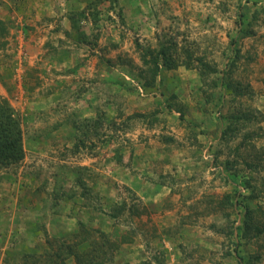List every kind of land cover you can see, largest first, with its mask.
<instances>
[{
  "label": "rangeland",
  "instance_id": "374dc122",
  "mask_svg": "<svg viewBox=\"0 0 264 264\" xmlns=\"http://www.w3.org/2000/svg\"><path fill=\"white\" fill-rule=\"evenodd\" d=\"M0 44V264H264V0H0Z\"/></svg>",
  "mask_w": 264,
  "mask_h": 264
},
{
  "label": "trees",
  "instance_id": "16d2710c",
  "mask_svg": "<svg viewBox=\"0 0 264 264\" xmlns=\"http://www.w3.org/2000/svg\"><path fill=\"white\" fill-rule=\"evenodd\" d=\"M118 1V0H116ZM83 16V14H82ZM97 17L96 15V21ZM235 42V41H234ZM0 47H3L0 44ZM175 54H177V49L175 50ZM175 54L172 53V50L165 44H161V47L158 50H145L143 52V62L149 66V75L150 82L149 86H153L157 79L159 78V74L163 66L170 69H177L180 64L177 61ZM239 54V51L236 52ZM189 59H191V55H188ZM200 62H203L200 60ZM190 64V63H186ZM144 115H133L129 117L130 119L135 117H143ZM182 116V115H181ZM25 159V149H24V135L23 128L20 117L17 115L14 108L11 106L8 100L0 97V171L9 169L10 167L20 165ZM227 201H230L228 198ZM256 208H252L250 204L245 207V216H244V226L245 231L249 229L257 230L258 232L263 233L264 227H259L256 225L254 221V213ZM85 242V240H83ZM82 242V241H81ZM80 242V244H81ZM79 242H76V245ZM84 244V243H82ZM81 244V245H82ZM75 245V246H76ZM68 246V245H67ZM66 246V247H67ZM69 251H72L71 247H68ZM69 254H72L69 252ZM77 259L78 264H86L85 259H82L78 253L73 254ZM87 256V255H86ZM88 256H92L91 259H88L87 264H92L94 261V257L92 252L88 254ZM50 258H55V264H65L61 261L62 257L59 253H55V256H49ZM239 262L242 264V257L237 255ZM49 260V259H48ZM46 262H50L47 261Z\"/></svg>",
  "mask_w": 264,
  "mask_h": 264
}]
</instances>
